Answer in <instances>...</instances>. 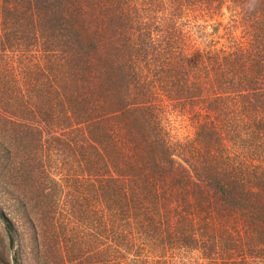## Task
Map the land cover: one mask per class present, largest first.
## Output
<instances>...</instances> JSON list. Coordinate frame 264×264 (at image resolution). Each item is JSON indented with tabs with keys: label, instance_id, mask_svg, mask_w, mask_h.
<instances>
[{
	"label": "trees",
	"instance_id": "1",
	"mask_svg": "<svg viewBox=\"0 0 264 264\" xmlns=\"http://www.w3.org/2000/svg\"><path fill=\"white\" fill-rule=\"evenodd\" d=\"M0 222V264H264V0H0Z\"/></svg>",
	"mask_w": 264,
	"mask_h": 264
},
{
	"label": "rangeland",
	"instance_id": "2",
	"mask_svg": "<svg viewBox=\"0 0 264 264\" xmlns=\"http://www.w3.org/2000/svg\"><path fill=\"white\" fill-rule=\"evenodd\" d=\"M222 19V21L224 22L226 19V12L224 13V15H220L217 17V19ZM213 20V19H211ZM170 118V125H171V131L172 132H176L178 134H184V133H188L191 131V124L190 121L188 120L187 117H185L184 115H174V114H170L169 115ZM15 245H13L12 249L14 248ZM0 247H1V259L2 260H6L8 259L10 261V250H8V243H7V238L4 234V231L1 227V222H0ZM9 252V255H8Z\"/></svg>",
	"mask_w": 264,
	"mask_h": 264
},
{
	"label": "water",
	"instance_id": "3",
	"mask_svg": "<svg viewBox=\"0 0 264 264\" xmlns=\"http://www.w3.org/2000/svg\"><path fill=\"white\" fill-rule=\"evenodd\" d=\"M12 252H13V249L11 248V250H10V255H12Z\"/></svg>",
	"mask_w": 264,
	"mask_h": 264
}]
</instances>
